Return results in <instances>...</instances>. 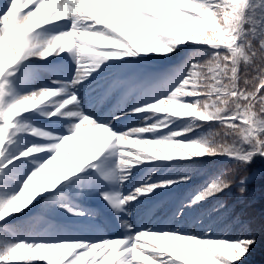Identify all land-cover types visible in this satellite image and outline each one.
<instances>
[{"label":"snow or ice","instance_id":"obj_1","mask_svg":"<svg viewBox=\"0 0 264 264\" xmlns=\"http://www.w3.org/2000/svg\"><path fill=\"white\" fill-rule=\"evenodd\" d=\"M89 87L111 102L99 114L84 107ZM257 159L264 0L0 5V264H243L250 228L172 223L219 216L216 196L234 183L243 192L248 175L235 173ZM97 196L121 236L91 235V222L24 229L37 205L91 221L82 201ZM164 196L160 227L133 222L135 206L148 213Z\"/></svg>","mask_w":264,"mask_h":264},{"label":"trees","instance_id":"obj_2","mask_svg":"<svg viewBox=\"0 0 264 264\" xmlns=\"http://www.w3.org/2000/svg\"><path fill=\"white\" fill-rule=\"evenodd\" d=\"M211 127L214 130H218L219 128V126L215 124H212ZM228 167L230 169L233 167L231 162H228ZM244 174L248 175V180L244 185L245 190L243 192L240 191V185L238 183H234L230 189L216 196V199L221 201L225 206L224 209L219 213V216H217L218 219L214 221L211 220L209 222L213 224V230L217 234H235L240 230L241 226H246L249 228L250 223L253 225L250 228L251 230H259L264 226V163L257 159L255 163L246 169H238L235 173L237 181L239 177ZM236 200H240L243 203L241 204L243 206L241 214L235 216L225 225H220L219 221L229 220V212L226 210V204ZM246 212H250V215ZM242 218H248L247 222L241 226H237L242 222ZM205 219H208V217H205ZM38 223L39 222L37 219L32 221L30 224L25 223L24 229H34L38 231L41 228H33V226L38 225ZM199 223H201V221ZM202 223L205 224V221ZM196 225H199L198 222ZM226 227H233L234 229L228 230ZM40 232L43 233V231ZM254 235L256 236L257 243L252 247L251 251L244 259L243 264H264V231L258 235Z\"/></svg>","mask_w":264,"mask_h":264},{"label":"rangeland","instance_id":"obj_3","mask_svg":"<svg viewBox=\"0 0 264 264\" xmlns=\"http://www.w3.org/2000/svg\"><path fill=\"white\" fill-rule=\"evenodd\" d=\"M3 3H5V0H0V5H3ZM84 94L86 96L85 101H84V107L86 110L90 109L92 112L99 114L100 112H103L107 108L106 106L100 107V104L98 102L99 90H94L92 87H89ZM95 110H97V112ZM141 120L142 119L140 117H137L131 120L132 121L131 126H139L141 123ZM124 123L125 121L116 122L117 126L121 128H123ZM124 130H126V128ZM91 199L93 201L97 200V201L103 202L98 196L93 197ZM161 199H162L161 205L152 208L151 211H149L148 213H145L144 205L149 202H144V204L138 205L134 212L135 216L133 218V222L136 223L138 226L140 225L153 226L158 222L160 223L165 222V217L170 207L167 202V196H164ZM167 222L171 223V221H167ZM96 225L101 226L102 228L107 227L106 224L103 222L96 223ZM94 233H92V235Z\"/></svg>","mask_w":264,"mask_h":264}]
</instances>
